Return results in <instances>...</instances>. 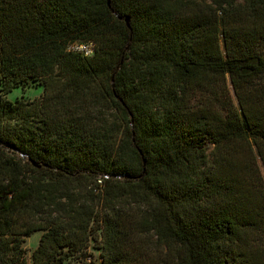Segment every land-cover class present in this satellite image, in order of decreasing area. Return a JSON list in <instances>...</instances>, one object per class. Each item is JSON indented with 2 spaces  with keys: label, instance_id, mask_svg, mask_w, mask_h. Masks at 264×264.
Listing matches in <instances>:
<instances>
[{
  "label": "trees",
  "instance_id": "trees-1",
  "mask_svg": "<svg viewBox=\"0 0 264 264\" xmlns=\"http://www.w3.org/2000/svg\"><path fill=\"white\" fill-rule=\"evenodd\" d=\"M191 1L0 0V264H264V0Z\"/></svg>",
  "mask_w": 264,
  "mask_h": 264
},
{
  "label": "rangeland",
  "instance_id": "rangeland-1",
  "mask_svg": "<svg viewBox=\"0 0 264 264\" xmlns=\"http://www.w3.org/2000/svg\"><path fill=\"white\" fill-rule=\"evenodd\" d=\"M193 2H196L195 4L199 7L202 6L201 0H192L190 4H192ZM206 4H210V2L207 1ZM158 6L162 12H166L165 8L162 5H160V3L158 4ZM221 48H222V46H221ZM229 89H230V87H229ZM41 91H42V88H41V86L38 85L37 82L27 81V83H25L21 86H18L15 89H12L8 94L5 95V98L10 102H13L14 100H18V99L30 101L34 98H37L41 94ZM259 170H260L263 182H264V167L261 166L260 164H259ZM39 235H40V233H34L24 240V243L22 246L25 249V257L28 261H29L30 253L32 252V250L35 248V246L37 244V240H38ZM88 252L90 253V257H91V260L93 261V264H100V261L98 258L99 251L92 249V248H89ZM70 264H75V263L72 261Z\"/></svg>",
  "mask_w": 264,
  "mask_h": 264
},
{
  "label": "built area",
  "instance_id": "built-area-1",
  "mask_svg": "<svg viewBox=\"0 0 264 264\" xmlns=\"http://www.w3.org/2000/svg\"><path fill=\"white\" fill-rule=\"evenodd\" d=\"M66 51L88 58L92 55L93 44L91 42H73L66 47Z\"/></svg>",
  "mask_w": 264,
  "mask_h": 264
},
{
  "label": "water",
  "instance_id": "water-1",
  "mask_svg": "<svg viewBox=\"0 0 264 264\" xmlns=\"http://www.w3.org/2000/svg\"><path fill=\"white\" fill-rule=\"evenodd\" d=\"M127 21H128V19L127 18H125V23L127 24ZM34 166H35V164H33Z\"/></svg>",
  "mask_w": 264,
  "mask_h": 264
}]
</instances>
